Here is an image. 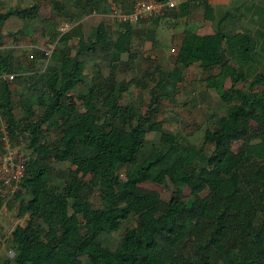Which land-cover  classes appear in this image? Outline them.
<instances>
[{"label":"trees","instance_id":"trees-1","mask_svg":"<svg viewBox=\"0 0 264 264\" xmlns=\"http://www.w3.org/2000/svg\"><path fill=\"white\" fill-rule=\"evenodd\" d=\"M48 1L55 11L69 4L71 22H63L68 28L61 31L62 23L56 28L53 20L42 19L45 34L57 45L31 54L32 60L36 54L45 58L43 71L17 74L18 63L0 51V71L15 73L10 81L0 79L1 126L10 146L19 145L26 156L18 190L4 202L0 198V206L16 201L17 216L26 215L24 225L10 231L11 259L0 264H264V68L255 67L253 59L259 44L255 56L262 61L264 29L254 37L244 30L197 34L191 25L184 27L172 48L171 69L164 72L156 65L157 79L141 113L131 103L119 104L132 82H116L114 76L122 54L133 59V25L145 19L118 22L114 37L99 21L83 38L79 19L106 14V0ZM194 1L180 2L179 16L188 18ZM196 1L204 17L214 20L206 0ZM229 14L225 11L215 23ZM9 16L34 19L38 0L0 11V24ZM142 33L153 46L154 31ZM73 38L71 54L66 44ZM96 52L106 60L108 74L86 83L83 56ZM194 63L204 74V86L227 105L224 114H211L197 146L156 119L159 100L182 80V69ZM249 67L256 71L246 76ZM12 79L22 82L21 92L12 90ZM84 84V90L74 91ZM147 131L156 134L159 144L149 153L143 151ZM124 133L130 142L120 147ZM233 142H239L234 149ZM93 158L98 167L86 180ZM55 164L67 167L60 170ZM130 165L134 170L120 178L118 170ZM165 180L174 187L167 201L139 185ZM183 187L188 196L181 194ZM129 217L133 224L111 248L106 236Z\"/></svg>","mask_w":264,"mask_h":264},{"label":"rangeland","instance_id":"rangeland-1","mask_svg":"<svg viewBox=\"0 0 264 264\" xmlns=\"http://www.w3.org/2000/svg\"><path fill=\"white\" fill-rule=\"evenodd\" d=\"M31 3L32 0H0V11L8 7L28 6ZM194 3L197 7H191V11L196 13L190 18L184 19V17L179 16L177 13V6L171 10H166L165 13L158 17L153 16L149 19L138 21L133 25V29L135 30L129 43L130 52L134 57L128 60L127 55L122 54L120 61L116 64L117 68L115 69L114 80L116 82L127 80H131L132 82L121 94L119 104L125 105L131 103L141 113L145 111L144 105L148 102L149 89L157 79L158 71L155 70V67L157 65L164 72L171 69V59L175 52L172 48L176 50L177 43L184 27L187 25L196 27L197 25L206 23L204 27L199 26L198 28H203L201 31L204 32H213L215 28H220V25L216 24L214 20L215 18H219L222 14L221 10L218 11L214 6L213 9L211 8V13L209 14H215L217 16L214 17L212 15L214 20L211 21L204 17V7L202 3L196 0ZM132 4L133 0H106V14L92 13L79 19V21L81 20L80 22L78 21L80 25L79 31L82 37L86 38L91 35L94 27L99 21L104 23L108 33L114 37L118 30L119 23L109 16V7L114 5L121 10H127L132 7ZM234 4H237V1H235ZM260 5L262 4H257V2L254 1H248L243 4L244 18L249 21L248 26L252 29L264 27V5L263 7ZM62 6V10L55 11L56 9L51 8V4L48 0H38V16L34 19H20L15 16H9L2 20L0 24V51L3 52V55L7 53L11 59H13L14 64L18 63L19 70L16 72L17 74L21 73L24 75L29 73L31 69L40 72L45 68V58L36 54V58L32 60L31 54L35 56V51L42 50L46 52L57 46L49 39L48 35L45 34L48 26L47 23L45 24V22H42V19L53 20L56 28L63 22L70 23L71 21H67L70 17L69 14H71L69 4ZM219 9H222L221 5H219ZM228 10L231 11L230 8H228ZM234 16L235 18L227 17L225 21L230 24L220 29L224 32H234L239 29V27H241L239 16L236 14H234ZM154 19H156V24L154 23ZM151 30L154 31L155 44L153 46L148 39L144 38V34L142 33ZM66 45L69 48V52L73 54L75 50V38L69 40ZM254 50L259 52V46L257 45ZM255 51H253V59L256 60L255 67L264 68V55H261L262 61L260 62L258 56H255ZM83 58L85 63L84 74L86 83L89 82V79L96 78V76H100L99 79L107 76L108 66L106 60L101 58L99 52L85 54ZM47 66L49 65L47 64ZM255 69L256 68H247L245 70L246 76H251L256 71ZM10 74L15 73L11 72ZM7 75L9 74L0 71V79L7 78ZM203 77V72L200 71L195 63L187 69H182V80L175 85L172 89L173 91L169 93V95L159 100V107L156 115V119L165 130L173 134H178L196 146L201 143L203 129L212 121V117L224 114L227 108V105L220 100L216 90L204 86ZM13 80L14 79L10 82L12 90L17 93L21 92L24 88L22 82ZM228 85L229 81L226 79L224 87ZM239 86L244 88L243 83ZM79 89L84 90L85 84L78 85L74 91L76 92ZM76 104L79 106L80 102L77 101ZM211 114L213 116H211ZM1 122L0 120V131L3 128L1 126L3 123ZM52 133L53 132L47 133L48 136H46V138L49 139ZM129 142L130 135L127 133L122 134L120 147L126 146ZM238 144L239 142H233L232 149ZM158 147L159 144L156 134L147 131L145 133L143 151L149 153ZM92 165L93 169L85 177L86 180H88L90 174L95 173L97 170L98 161L95 158L92 159ZM55 167L62 170L67 167V164H55ZM134 167V165L121 167L118 170V176L123 178L126 173L133 171ZM139 185L145 189L156 192L163 201H167L174 192V187L168 180H165L163 184L144 181ZM205 193L206 191H202L200 194L203 195ZM181 194L183 196H188V189L183 187ZM91 201L94 206L98 205L96 193H93ZM7 204L5 203L0 206V261L2 259H11V251L8 248L10 231L16 224L24 225L26 219V215L22 217L17 216L16 201L12 202L10 207ZM131 224H133V218L129 217L123 220L117 231L106 236V243L112 248L123 229Z\"/></svg>","mask_w":264,"mask_h":264},{"label":"built area","instance_id":"built-area-1","mask_svg":"<svg viewBox=\"0 0 264 264\" xmlns=\"http://www.w3.org/2000/svg\"><path fill=\"white\" fill-rule=\"evenodd\" d=\"M184 0H133L131 10L127 13L120 8L111 5L109 7V16L116 22H135L139 19H146L151 16H159L167 9L175 8ZM68 28L66 23H62L59 30L64 31ZM8 79L12 75H7ZM26 156L23 151L17 147H11L6 136L5 130L1 129L0 135V198L7 200L18 190V182L22 175Z\"/></svg>","mask_w":264,"mask_h":264},{"label":"crops","instance_id":"crops-1","mask_svg":"<svg viewBox=\"0 0 264 264\" xmlns=\"http://www.w3.org/2000/svg\"><path fill=\"white\" fill-rule=\"evenodd\" d=\"M235 1H237V4H234ZM248 1H254V2H257V4H262V5H260L261 7H263V5H264V0H206V4L209 5L210 9L211 8L213 9V6H214V7H216L218 9V11L221 10L222 14L219 16V18L223 15V13L225 11L228 10V8H230L232 12L228 10L230 12L228 17H234L235 18L234 14H236V15L239 16V20H240L239 22H240V26L241 27H239V29L235 30L234 32L243 31L244 30V31H247L248 33H250L251 35H255L254 37H256V33L257 32L259 33V30L262 27H258L257 29H252L251 27L248 26L249 25V21L247 19L245 20L244 14H243V12H244L243 4L248 2ZM219 5L222 6V9H219ZM193 6L197 7V5H195V4H193V5L189 4V7H188V13H189L188 17L189 18L191 16H193L194 13H196V12H192L191 11V7H193ZM203 10H204V8H203ZM203 13H204V11H203ZM213 13H214V10H213ZM211 15H213V14H211ZM213 16L217 17L215 14ZM204 22H207V21H204ZM205 24L203 23L202 25H197L196 26L197 28L194 27L193 25H191V26H193V28L195 29V33H197V34H209V33H212L210 31H205V32L201 31L203 29L201 27L198 28L199 26L204 27ZM228 24H230V23L224 20L218 25H220V28L222 29L224 26H226ZM263 24H264V22H263ZM263 29H264V27H263ZM257 45H259V44H257Z\"/></svg>","mask_w":264,"mask_h":264}]
</instances>
